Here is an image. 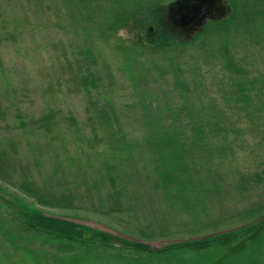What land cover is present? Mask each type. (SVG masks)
Masks as SVG:
<instances>
[{
	"label": "rangeland",
	"instance_id": "374dc122",
	"mask_svg": "<svg viewBox=\"0 0 264 264\" xmlns=\"http://www.w3.org/2000/svg\"><path fill=\"white\" fill-rule=\"evenodd\" d=\"M174 1L0 0V264H264V0L182 40Z\"/></svg>",
	"mask_w": 264,
	"mask_h": 264
},
{
	"label": "trees",
	"instance_id": "16d2710c",
	"mask_svg": "<svg viewBox=\"0 0 264 264\" xmlns=\"http://www.w3.org/2000/svg\"><path fill=\"white\" fill-rule=\"evenodd\" d=\"M198 1L200 0H175L174 3H172L174 5L172 9H170L169 14L167 16L169 26H166L165 30L167 31L168 27L173 28L178 39L182 40V37L185 35L186 32L182 30V26L180 24L175 22L176 18L180 16L179 14L180 7L182 6V9H184L183 7L184 3H189L188 6L189 8H191L192 3L198 2ZM220 1L222 2L224 6L228 8V13L225 16H223L221 19H215L213 21H221V20H224L225 17H228L231 15L232 7H231L230 1L229 0H220ZM192 34L194 33H189V35H192ZM235 86H239V85L237 84ZM178 88L183 89L182 93L189 94V95L183 96L188 102L184 103L178 108H174L173 109L174 112H172L171 108H168V106H166L161 109V113H162V110H165L166 108L165 116L170 117V118H174V119H178L182 117L192 118L193 116L197 118H201V117L206 118L207 114L203 112V110L205 109L204 106H206L204 104V99H203L205 97V94H203L205 90L202 88H197L196 86L192 88L189 85L185 86L184 82H181ZM229 91L231 94V92H233L232 88L228 90L227 92ZM206 94L208 93L206 92ZM194 101H196L197 103ZM211 105L213 104L211 103ZM213 108L217 112L216 114L217 118H215L217 120L216 122H209L207 124H204L202 119L199 122H191L190 120H187L186 122H180L179 120L173 121L174 120L173 119L170 122L163 124V125L159 123L158 125L153 126L152 122H148V123H144V126L146 125V127H148V131L153 132L157 136L158 135L161 136L165 134V136H167L168 138H171V139L175 138L179 140H183L184 137H187L188 139H190L191 142L203 143L206 140H208L207 138L209 136H212V137L217 136V135H220L221 132L223 131L225 132L228 130L227 126L222 125L219 121L221 117L224 116V113L222 111H219L218 110L219 107H217L216 105H214ZM161 113L159 114L160 116L162 115ZM233 128L234 127H230L229 129L230 133L234 132Z\"/></svg>",
	"mask_w": 264,
	"mask_h": 264
},
{
	"label": "flooded vegetation",
	"instance_id": "af4514ba",
	"mask_svg": "<svg viewBox=\"0 0 264 264\" xmlns=\"http://www.w3.org/2000/svg\"><path fill=\"white\" fill-rule=\"evenodd\" d=\"M200 1L193 2L192 7L195 3H200V5H201L200 10H201V12H204L205 14H207V13L219 14L222 11L221 5H220V4H222V2L220 0H200ZM188 4L189 3H184V5H183L184 9H182V6L180 5L181 6L180 10H179L180 16L178 18H176L175 22L182 26V30L184 32L192 33L196 29V25H197L195 22L196 21L195 19H196L197 15H199V13H201V12L196 13L195 17L192 20L184 21L185 16H187V14L192 13L189 11L190 8H189ZM214 5H216V6H214ZM217 5H220V6L217 7ZM200 15H203V14L201 13Z\"/></svg>",
	"mask_w": 264,
	"mask_h": 264
},
{
	"label": "water",
	"instance_id": "95a60500",
	"mask_svg": "<svg viewBox=\"0 0 264 264\" xmlns=\"http://www.w3.org/2000/svg\"><path fill=\"white\" fill-rule=\"evenodd\" d=\"M220 5H221L222 11L219 14H214V13L205 14L204 12H201L200 10L201 9L200 3H195L193 7L189 9V11L192 13L187 14V16H185V19H184V21L192 20L195 17V14L198 12H201L203 14V15H200L201 13H199V15H197L195 19L196 20L195 22L197 24L196 29L192 33L199 32L203 28L207 20L221 19L223 16H225L228 13V8L224 6L223 4H220ZM220 5H217V7H219Z\"/></svg>",
	"mask_w": 264,
	"mask_h": 264
}]
</instances>
